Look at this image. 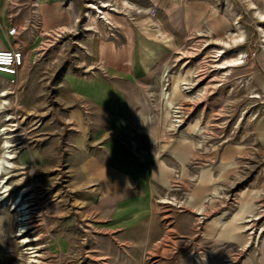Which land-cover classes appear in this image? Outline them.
Instances as JSON below:
<instances>
[{"label":"rangeland","instance_id":"374dc122","mask_svg":"<svg viewBox=\"0 0 264 264\" xmlns=\"http://www.w3.org/2000/svg\"><path fill=\"white\" fill-rule=\"evenodd\" d=\"M2 1L1 25L18 28L19 36L10 41L22 49L25 63L12 86L0 76V94L10 92L2 115L12 118L6 124L12 126L8 141L14 155L7 181L13 189L0 202V264H264V21L255 16L264 12V0H187L175 15L141 0H113L106 2L107 20L90 22L85 5L96 1L74 0V25L53 33L35 23V0ZM88 24L93 30H86ZM238 33L239 45L229 39ZM100 48L118 57L126 52L139 64L137 75L123 79L137 87L132 91L137 114L130 118V109L123 110L127 127L120 126L115 111L108 118L97 102L92 113L84 112L87 121L100 127L99 138L109 128L105 134L123 148L134 146L118 140L145 134L133 141L170 171L166 187L146 198L144 244L135 234L133 242H123L89 231L84 187L63 155L73 132L65 117L71 108L60 102L61 78L93 80L98 71L108 82L119 78L103 74L111 60L100 59ZM216 51L242 64L216 69ZM162 88L167 98L160 101ZM95 188L91 185L87 216L98 213ZM23 190L30 217L22 234L29 239L23 244L27 255H21L13 211ZM252 217L258 219L247 222ZM246 226L251 229L243 231Z\"/></svg>","mask_w":264,"mask_h":264},{"label":"crops","instance_id":"0c3cea01","mask_svg":"<svg viewBox=\"0 0 264 264\" xmlns=\"http://www.w3.org/2000/svg\"><path fill=\"white\" fill-rule=\"evenodd\" d=\"M79 1L85 4L84 0ZM100 1L113 5V0ZM141 1L148 8L175 15L183 9L187 0ZM35 2L37 4L36 20L38 21L35 23L39 24L44 32L53 33L61 26L74 25L73 18L77 15L73 10L74 0H35ZM68 2L70 3L68 4ZM2 4L3 1L0 0V5ZM0 37L6 42L2 44L0 40V50L14 45L10 40L15 41V39L7 36L6 28L1 25V22ZM98 54L101 60H111L107 66L104 65L103 74L111 75L113 73L115 76L121 77L122 80L114 78L112 82H108L106 76H102L99 71L93 80H84L69 75H64L61 78L60 82L65 85L64 98L60 102L71 108L70 114L65 117L68 119V124L71 125V132H73L72 145L66 146L67 152H64L63 155L66 156L67 169L71 166L77 169L79 180L84 187V223L88 224L89 231L96 230L99 233L119 236L123 242H133L132 236L135 234L138 241L144 244L149 232L146 218L148 209L146 198L152 195L156 188L166 187L170 171L165 168L163 161L160 163L155 160L152 151L147 146L145 148L143 145L138 147L137 143L133 141L135 137L142 140L141 137H144L145 134L134 133L130 138L118 140V143H124L126 140L127 143H132L134 146L131 149L130 147L123 148L109 139L108 134H105L110 131L109 128L99 138L100 127L91 126L92 120L87 121V115L84 112L92 113L90 108L93 109L97 102L102 103L103 112L108 118L112 115L109 113L115 111L113 119L120 126L126 125L127 127L126 115L128 114L123 110L130 109V118L137 114L135 106L138 101L132 102V99L136 101L137 97H133L132 91H135L137 87L134 88L129 82H133L132 79L129 81L123 79H126L127 75L132 78L137 75V65L139 66V64L134 62L126 52L118 57L109 49L100 48ZM145 68V66H141L142 72ZM113 97L118 98L112 99ZM108 123L109 120L103 122V125L109 127ZM146 137L150 138L148 134ZM96 138H98L97 141ZM91 185L96 187L100 199L98 205L93 206L98 208V210L95 209L98 213L92 215L89 212L87 216L86 210L92 208L90 204ZM157 229L156 226L153 233Z\"/></svg>","mask_w":264,"mask_h":264},{"label":"bare ground","instance_id":"6f19581e","mask_svg":"<svg viewBox=\"0 0 264 264\" xmlns=\"http://www.w3.org/2000/svg\"><path fill=\"white\" fill-rule=\"evenodd\" d=\"M87 1V3L89 2V0H84ZM96 1V3L94 2H89L88 5H85V8L87 9L86 15H84L85 19L90 22L92 20L93 17H96L98 19H103V20H107V17L104 13V10L109 7L110 5H108L107 3L103 2V1H99V0H93ZM99 3V5H98ZM123 6L126 8L129 6L127 5L126 2L122 1ZM116 9V8H115ZM114 8L111 7L110 10L115 11ZM250 9L255 10L254 6H251ZM255 16L258 18L259 22H263L264 21V12L263 13H259V12H255ZM102 20V21H103ZM106 25L111 26V23L109 21L105 22ZM91 24H88L86 30H93V26H90ZM63 30V32H71L69 28H61ZM63 34V33H62ZM202 36V35H199ZM229 39L231 40L232 43L235 44H240L242 42V34L238 35H229ZM221 44L224 47L228 48V42L226 41H222ZM224 52H219L216 51L213 55V58H215L214 62H216L217 65H215L214 67L216 69L219 70H225L227 68H233L238 66L239 64H242V62H240V59L237 58H230V59H226L225 57H222ZM224 56V55H223ZM164 74V73H163ZM159 80L162 83H164L165 81V75H162L161 77H159ZM189 84V83H187ZM10 86H12L9 83ZM182 85H186V84H182ZM188 86V85H187ZM189 87H184L182 90L187 89ZM181 90V91H182ZM180 91V90H179ZM7 95H10L9 91H4L0 94V123L3 124V127L0 129V202L4 201L6 198V194L8 193V191H10L11 189H13V183L8 185V180L12 177V163L10 162L11 159L14 157V155L11 153V147L12 145L10 144L9 140V136L8 134L13 132L12 129H10L9 126L6 123L12 119L10 117H6L5 115H2L3 110L5 108V106L7 107L8 103L7 101H5V97ZM167 98V94L165 93V89H161L160 92V101L162 100H166ZM185 99H187L186 96H184ZM253 98H257V96H253ZM168 115V114H167ZM176 122V121H175ZM197 149V147H196ZM27 190H23L21 191V193L18 195V199L16 200V202L13 205V211L15 212V223H16V235L15 236H19L22 238V240L20 241V245L19 247L21 248V255H27L29 254L27 250L30 249H26L25 246L23 245L26 242L29 241V239L23 237V233L27 230L26 224H27V220L30 218L28 216V211H26V208L28 206H26L24 204V202L22 201V197L21 195L26 192ZM161 203H168L167 201H161ZM253 219L251 220H247V222L252 221V220H256L258 219L257 217H252ZM251 228H249L248 226L244 227V230H250ZM259 238V237H258ZM33 262V261H31Z\"/></svg>","mask_w":264,"mask_h":264},{"label":"built area","instance_id":"2783aa9c","mask_svg":"<svg viewBox=\"0 0 264 264\" xmlns=\"http://www.w3.org/2000/svg\"><path fill=\"white\" fill-rule=\"evenodd\" d=\"M6 34L9 38L16 39L19 30L16 26H10L6 29ZM24 59L22 49L16 45L0 50V76L7 79L11 85L14 84L24 66Z\"/></svg>","mask_w":264,"mask_h":264}]
</instances>
